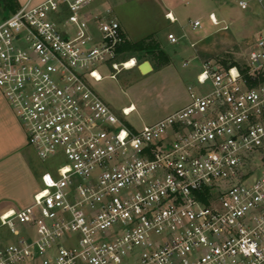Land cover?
Wrapping results in <instances>:
<instances>
[{
	"label": "built area",
	"instance_id": "2783aa9c",
	"mask_svg": "<svg viewBox=\"0 0 264 264\" xmlns=\"http://www.w3.org/2000/svg\"><path fill=\"white\" fill-rule=\"evenodd\" d=\"M96 1L0 18V89L55 159L33 203L0 214V264H264V33L242 65L204 63L186 106L135 129L91 84L102 65L129 69L111 9L86 10Z\"/></svg>",
	"mask_w": 264,
	"mask_h": 264
},
{
	"label": "rangeland",
	"instance_id": "374dc122",
	"mask_svg": "<svg viewBox=\"0 0 264 264\" xmlns=\"http://www.w3.org/2000/svg\"><path fill=\"white\" fill-rule=\"evenodd\" d=\"M239 1L120 0L117 13L128 28L131 38L126 36L127 39L133 42L154 40L159 46L153 55H145L141 51H121L116 60L120 62L136 58L141 63L153 58L154 55L157 56L160 49L158 36L160 40L162 39V49L173 58L174 67L183 80L178 82L172 79L173 77L166 76V72L155 71L142 75L137 69H122L114 79L109 77L96 85L92 82L91 84L104 99L113 96L125 104L134 102L138 107V112H135L132 118L140 113L144 117L143 120H157L164 112L166 105L177 104L184 99L190 85L195 90L201 89L196 77L193 78L191 74L194 70H201V60L196 50L204 49L211 54L220 50H228L227 53L213 60L224 66L244 63L250 47L257 37L264 33V0H248L249 9H242ZM168 10L176 16L175 23L165 18L164 13ZM0 11L10 14L7 10ZM211 12H215L221 24L214 25L210 22ZM195 19L201 20V28H193L192 21ZM225 25L228 26L227 29H223ZM151 31H154L157 36L152 35L151 39L144 37ZM168 33H178L176 34L178 42H169ZM192 42L195 43V47L191 46ZM184 62H187L186 66L183 65ZM0 95L3 101L5 100L11 114L23 128L1 89ZM117 103V101L112 102V105L116 107L119 105ZM25 137L27 139L26 132ZM54 162L55 159L42 160L28 143H25L21 152L9 154L1 162L4 165L0 170V205L7 203L19 207L27 201L34 179L33 172L36 171L41 176L45 171L52 169ZM5 207L4 205L0 208V211Z\"/></svg>",
	"mask_w": 264,
	"mask_h": 264
},
{
	"label": "crops",
	"instance_id": "0c3cea01",
	"mask_svg": "<svg viewBox=\"0 0 264 264\" xmlns=\"http://www.w3.org/2000/svg\"><path fill=\"white\" fill-rule=\"evenodd\" d=\"M44 0H16L17 4L19 5L18 8H20L21 6L27 4V3H31L33 5L38 4L40 2H42ZM120 3V0H97L96 2L92 3L90 6L87 7V11L90 13H104L106 11V9H111L112 11V16L115 17L116 19H118L121 22V26L123 29V32L125 33L126 36L130 37L129 35V31L128 28L126 26V24L124 23V21L121 19V17L118 15L117 13V6ZM0 10H7L5 8V6L3 4H0ZM17 8V9H18ZM9 11V10H7ZM115 11V12H114ZM13 11H9V13L11 14ZM168 12H172L171 10H168L164 13V16L167 20H169L166 16V14ZM211 13H215V12H211ZM10 14H4L3 11H0V18L2 17H6ZM173 14V13H172ZM174 15V14H173ZM174 17H176L174 15ZM177 19V18H176ZM170 21V20H169ZM177 21V20H176ZM176 21H170L171 23H175ZM211 22V21H210ZM224 29V28H223ZM172 32V31H170ZM169 34V33H168ZM178 34V33H176ZM179 34H182L181 32H179ZM152 35H155L154 31H151L150 33L146 34L144 37H150ZM177 36V35H176ZM157 38L159 39V43H160V49L161 51H163L165 53V56L167 57V61H165L161 55H154L153 58L147 59L145 61H149L150 65H151V71L147 72V73H143L140 69V65L145 62H141L139 63L137 60V65L134 67H130L128 70H132V69H137L142 75H146L155 71L158 72H166L165 75L169 76V77H173L172 79H176L178 82L181 81V79L183 80V78L181 77V75L178 73L177 69L174 67V60L171 56H169L163 49H162V39L160 40V38L157 36ZM167 39H168V35H167ZM169 42H171L168 39ZM193 44V45H192ZM191 46L195 47V43H191ZM228 50H220L216 53H207V50L204 49H199L196 50L197 56L200 58L201 60V70L197 71L194 70L193 72H191L193 78L196 77V79L198 78L199 73L202 71L203 69V64L206 62H215L213 59H215V57L217 56H221L224 53H227ZM139 63V64H138ZM184 66L187 65V62H184L183 64ZM167 70V71H165ZM111 71V72H110ZM113 69L110 65H102L100 66V72L103 74V79L101 81L98 82H94L93 84L96 85L100 82H102L105 78H111L114 79L113 77H111L110 75L113 73L112 72ZM198 82V81H197ZM193 87L192 85H190L188 87V93L186 92V95L184 97V99L182 101H180L177 104H168L166 105L164 112H162L160 114V116L157 118V120H153V121H149L146 119H142L144 118L140 113H137V115L135 117L132 118L133 114L135 112H138V107L134 102H130L125 104L122 101H118V98H113V96L108 97L106 99H104L103 97L99 96L123 119H125V121L127 122V124L135 129H140L142 128L144 125L146 124H153L165 117H167L168 115L174 113L175 111L181 109L182 107L186 106L189 102H190V94H189V88ZM194 88V87H193ZM94 89H96L94 87ZM195 89V88H194ZM97 92V91H96ZM112 95V94H111ZM118 102L117 104H119L118 106H113L112 102ZM122 102V103H121ZM121 103V104H120ZM124 109H128L129 115L128 116H124L123 114V110ZM25 143L27 142V139L25 137V132L22 128V126L18 123V121L16 120L15 116L11 114V112L9 111L5 100L3 101V98L0 95V170H2L3 165L1 164V162L3 161V159H6L8 157L9 154L14 153V152H21L25 146ZM6 162V161H5ZM34 175V179L32 181V188L30 190V194H29V198L27 199V201H25L24 203H22L19 207L16 206H11L8 205L7 203H2V205H0V208H2L4 205L6 206L3 210L0 211V214L7 211V210H11V209H20V208H24L27 207L29 205H31L33 203L34 200V195L36 194V192L38 191L39 187H40V183H41V176L38 172H33Z\"/></svg>",
	"mask_w": 264,
	"mask_h": 264
},
{
	"label": "trees",
	"instance_id": "16d2710c",
	"mask_svg": "<svg viewBox=\"0 0 264 264\" xmlns=\"http://www.w3.org/2000/svg\"><path fill=\"white\" fill-rule=\"evenodd\" d=\"M0 4H3L5 6V8L9 11H15L17 10V8L19 7V5L17 4L16 0H2L0 2ZM151 39V36L150 38ZM158 42L154 41V40H150V41H146V40H141V41H137V42H133L127 39L126 35H125V41L124 43L119 47V53L121 51H141L144 52L145 55L146 54H155L156 49L158 48ZM158 54L161 55V57L167 61V57L165 56V53L163 51H161V49H159Z\"/></svg>",
	"mask_w": 264,
	"mask_h": 264
},
{
	"label": "water",
	"instance_id": "95a60500",
	"mask_svg": "<svg viewBox=\"0 0 264 264\" xmlns=\"http://www.w3.org/2000/svg\"><path fill=\"white\" fill-rule=\"evenodd\" d=\"M140 69L143 73H147L149 71H151V65L149 61H145L140 65Z\"/></svg>",
	"mask_w": 264,
	"mask_h": 264
},
{
	"label": "bare ground",
	"instance_id": "6f19581e",
	"mask_svg": "<svg viewBox=\"0 0 264 264\" xmlns=\"http://www.w3.org/2000/svg\"><path fill=\"white\" fill-rule=\"evenodd\" d=\"M126 62H127L126 67H128V68L134 67V65L136 64V60L134 58H130ZM127 111H128V109H127Z\"/></svg>",
	"mask_w": 264,
	"mask_h": 264
}]
</instances>
